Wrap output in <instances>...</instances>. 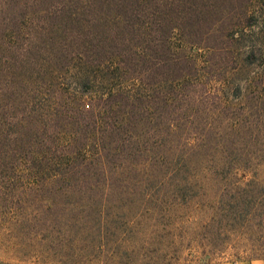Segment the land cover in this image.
I'll list each match as a JSON object with an SVG mask.
<instances>
[{
    "label": "trees",
    "instance_id": "16d2710c",
    "mask_svg": "<svg viewBox=\"0 0 264 264\" xmlns=\"http://www.w3.org/2000/svg\"><path fill=\"white\" fill-rule=\"evenodd\" d=\"M253 1L0 0V224L38 264H167L183 230L264 257V73L212 41Z\"/></svg>",
    "mask_w": 264,
    "mask_h": 264
},
{
    "label": "rangeland",
    "instance_id": "374dc122",
    "mask_svg": "<svg viewBox=\"0 0 264 264\" xmlns=\"http://www.w3.org/2000/svg\"><path fill=\"white\" fill-rule=\"evenodd\" d=\"M231 8V7H230ZM246 16L244 20H241V16L235 15L234 20H224L223 28L227 29L226 35L223 40L220 38H213L215 47H217V54L221 57H215L216 63L214 67L227 68L228 72L231 67H234L231 62V53L239 55V63L237 61V67H240L237 75L227 77V81L232 84L236 83H248L249 80L264 73V3L263 0H254L250 5L245 8ZM237 13H240L238 10ZM235 24H234V23ZM239 25L235 28L232 26ZM216 29V28H215ZM232 31V32H231ZM213 35H217L216 32ZM231 35L237 40L234 44L231 41ZM178 36V35H177ZM217 41V42H215ZM172 46L181 51L188 52L194 59H196L199 66L205 65L207 49L194 47L189 48L184 45L180 37H174ZM235 48V49H234ZM254 53L255 58L252 60H245L247 53ZM240 64V66H239ZM236 67V66H235ZM203 75V74H201ZM201 79L204 80V78ZM210 85H218L215 81H211ZM230 102L235 100L228 93L225 97ZM264 161V160H263ZM9 225L0 224V264H38L39 256H36L30 252L26 246H19L17 238H13L8 234ZM184 242L182 248L178 250L175 256L167 261V264H226L236 263L240 261L250 260L254 255H260L258 252L255 254L249 250L250 247L246 244L244 239L237 235L230 236L219 248H211L204 245V242H200L194 239L190 232L183 230ZM251 249H254L253 247ZM29 250V252H26ZM261 253V251H260ZM264 259V257H261ZM43 260L40 258V261Z\"/></svg>",
    "mask_w": 264,
    "mask_h": 264
},
{
    "label": "crops",
    "instance_id": "0c3cea01",
    "mask_svg": "<svg viewBox=\"0 0 264 264\" xmlns=\"http://www.w3.org/2000/svg\"><path fill=\"white\" fill-rule=\"evenodd\" d=\"M226 264H264V259H252L247 261H240L236 263H226Z\"/></svg>",
    "mask_w": 264,
    "mask_h": 264
}]
</instances>
